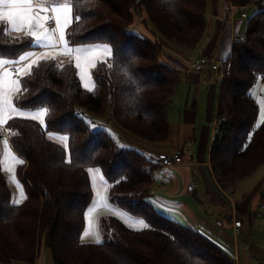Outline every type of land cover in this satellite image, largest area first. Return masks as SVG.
<instances>
[{"label":"trees","instance_id":"16d2710c","mask_svg":"<svg viewBox=\"0 0 264 264\" xmlns=\"http://www.w3.org/2000/svg\"><path fill=\"white\" fill-rule=\"evenodd\" d=\"M68 1L73 16L66 39L75 40L70 46L110 43L119 55L93 68L92 91L83 87L72 60L41 61L21 76L14 106L47 113L44 125L17 115L0 127V264H34L43 247L56 264H235L204 234L155 209L149 186L161 161L119 145L83 114L103 115L109 107L123 131L149 142L168 140L167 109L180 76L160 59L159 39L136 31V17L152 35L194 50L206 30L207 0ZM229 1L241 12L250 3L256 10L248 16L246 38L234 41L226 59L231 68L220 80L217 117L225 119L211 144L210 162L224 190L264 163V120L256 124L259 104L252 93L264 76V0ZM37 49L32 37L12 35L0 22V60L19 61ZM6 137L23 161L16 168L25 193L20 204L13 201L2 164ZM94 167L100 168L109 197L148 228L138 230L105 214L99 220L102 243L81 240L94 199L88 171Z\"/></svg>","mask_w":264,"mask_h":264},{"label":"crops","instance_id":"0c3cea01","mask_svg":"<svg viewBox=\"0 0 264 264\" xmlns=\"http://www.w3.org/2000/svg\"><path fill=\"white\" fill-rule=\"evenodd\" d=\"M59 1L36 0L37 3L48 9H51L52 4ZM225 1H227L229 13L223 10L220 0H207L210 15L207 18L204 35L194 50L179 48L158 35H152L141 21L136 23L135 28L138 33L159 39L163 45L160 59L178 73L180 81L167 109L170 121L169 139L164 142H154L151 145L132 141V145L138 150L142 149L155 162H162V164L158 163L159 165L154 170L155 179L149 186V200L155 209L204 234L226 254H230L235 264H256L258 259L255 250H261L257 244L250 242L247 238L242 241L239 236L237 237L238 234L244 232V221L239 217L237 206L231 195L217 182L210 162L211 144L215 137L212 123L217 118L221 79L209 70L197 71L190 67L191 62L201 55L212 56L217 60H226L231 54L234 41L245 35L248 15L242 17L240 11V17H236L235 11L238 9L229 0ZM47 14L48 12L42 13V15ZM8 31L12 35L24 34V32L12 30L10 26H8ZM34 44L38 47L34 53L51 51V49L37 44L35 40ZM68 60L70 59L66 56L58 58V62L62 64ZM13 64L19 66L12 62L0 65V73L5 68L8 70L9 66ZM6 138L9 144L7 149H11L15 153L8 137ZM176 150L182 152V161L173 166L164 165L163 158ZM100 173L101 171L95 173V179L92 176L94 186L92 204L95 199H99L97 194L101 197L108 191L107 182ZM191 180H195L197 186L193 192H188L186 186ZM263 182L264 176L243 197L242 203L248 206L251 216L256 213L263 201L264 192L259 190ZM19 198L21 202L25 200V196L22 199ZM160 203L166 206V211L155 206ZM101 209L100 199L89 211L87 209L83 241H95L94 233L98 229V219L104 214ZM121 218L130 227L136 229L139 228L138 222L142 220L124 214H121ZM234 219L242 221V225L238 229L233 226ZM217 220H222L221 226L217 225ZM40 256L41 253L34 264H41ZM13 264L28 263L15 262Z\"/></svg>","mask_w":264,"mask_h":264},{"label":"snow or ice","instance_id":"6c2138e0","mask_svg":"<svg viewBox=\"0 0 264 264\" xmlns=\"http://www.w3.org/2000/svg\"><path fill=\"white\" fill-rule=\"evenodd\" d=\"M48 11V8L43 7L36 0H0V21L6 22L12 30L24 32L26 36L34 38L35 42L42 47L51 49V51L42 53L25 52L23 55H20L19 61L12 62L19 65L16 68L15 79L12 78L7 68L0 73V125L5 124L14 116L24 115L19 108L14 106L12 97L16 93L21 92L20 78L21 76L30 75L34 65H38L41 61L58 60L61 56L72 57L74 55L75 67L81 70V80H84L89 75L84 71L85 68L96 67L97 64L106 63L114 54L119 55L118 52L114 53L113 46L110 43H92L80 47L70 46V43H75V40L70 41L66 39V29L72 24L73 16V5L70 2L54 4L50 9L55 14L54 17L42 15V13ZM50 19L55 20L56 27L54 29L46 26L47 21ZM76 19L79 20L80 17L77 16ZM94 39L104 40L105 38L95 37ZM7 63L8 61L0 60V65ZM107 66L110 69L113 67L111 64ZM84 86L89 91L94 90V84L91 88L87 83ZM46 113L47 108H44L38 114L31 116L30 119L38 120L41 125H44L45 121L43 117ZM61 140L66 142L67 137H61ZM5 144L7 145V141H5ZM64 146L67 148L66 143ZM15 159L16 157H13V160ZM19 163H23V161L20 160ZM7 171L11 173L12 169L9 168ZM88 171L91 173L94 170L89 169ZM15 203L20 204L21 201L16 200ZM155 206L160 210H167L163 203L156 204ZM138 224V230L149 227L144 220H140ZM81 240H83V235L81 236ZM94 242L96 244L102 243L99 235H96Z\"/></svg>","mask_w":264,"mask_h":264},{"label":"rangeland","instance_id":"374dc122","mask_svg":"<svg viewBox=\"0 0 264 264\" xmlns=\"http://www.w3.org/2000/svg\"><path fill=\"white\" fill-rule=\"evenodd\" d=\"M64 2H69V1L68 0H60L56 4H60V3H64ZM220 2L222 4L223 10L226 11L227 13H229L230 11H229V8L227 6V1L220 0ZM53 5L54 4H52V6ZM255 10H256V6L253 3L248 4L244 8V11L248 14L249 17L254 13ZM235 14H236V17H240V11L239 10H236ZM209 15H210V11H209V8H207L206 17L208 18ZM136 21H142V18L136 17ZM151 38L153 39V37H151ZM99 43H103V42H99ZM89 44H92V43L80 44V45L71 46V47L87 46ZM173 44L179 48L186 49L185 47H183L177 43H173ZM161 52H162V50H161ZM66 57H68L70 60H72L75 64L74 55L72 57H69V56H66ZM101 59H103V57H101ZM60 64H62V63H60ZM12 67H14L15 72H9V73L12 76V78L15 79L16 78V68L19 66L13 65ZM93 68H85L84 69V71H86L89 74L84 80H81V70L78 69L80 80H81V83H82L84 88H85L84 85L86 83L89 85L90 88L93 86V84L95 85L93 75H92ZM252 93L255 96V98L259 104V114H258V118L256 121V124H259L264 120V82H263L262 78H259L258 81L255 83V85L252 88ZM13 97H14V95H13ZM13 97H12V99H13ZM41 110L42 109L20 110V111H22L24 113L23 116L31 117L33 115L38 114V112ZM83 114L85 115V117L88 120L92 121V122H89L91 124L92 128H94V129H98V128L106 129L108 131V133L112 136V138L115 139L118 142V144L121 146L126 145V146H130V147H134V145H132V143H133L132 141L138 142V143H146L148 145H151L154 143V142H149L145 139L139 138L133 134H130L128 132L123 131L118 126V124L114 121L109 107L107 108L106 113L103 115H96V114L89 112V111H84ZM5 141H7V138H4L2 140V143H3L2 164L5 167V173H6V176L8 178V182H9L12 194H13V201L15 202L16 200H20L19 197H21V199H22L25 196L22 184L20 183V181L16 175V168H17V165L19 164V161L21 160V157L19 155H17L16 153H13V151L11 149H7L9 144L7 142V145H6ZM140 150L144 153V151L142 149H140ZM13 157H16V159L13 160ZM9 168L12 169L11 173H9L7 171V169H9ZM91 169L94 170L93 172H91V174L93 176V179H95V173L97 171L100 172L101 170L98 167H94ZM252 173L250 176H247V177L243 178L242 180H240L239 182H237V184L234 187L228 188L226 190L231 195L233 201L235 202L237 209H238V215L244 221V224H245V226L243 228L244 232L241 234H238L237 237L239 236L240 240L242 239V241H243V239L247 238L250 242L257 244L261 251L255 250V253H256L257 259H258L256 264H264V200L261 201L259 208L257 209L256 213H254L252 216L249 215L248 206H245L242 203L243 202L242 200H243L245 193H247L249 191V189L251 187H253L256 183H259L261 178L264 176V163H262L260 166H258V168ZM100 174H102V173H100ZM259 190L262 193L264 192V182L261 184ZM97 193H98V191L96 190V194ZM97 196H98L97 198L100 199V202L102 205L101 210L104 211L103 215L114 214V215H117L119 217H121V214L129 215L123 208H121L118 205V203L116 201L112 200L109 197L108 191H106V193L104 195H102L101 197L99 196V194H97ZM99 199L98 200L95 199L94 203L88 208V211L95 205V203L97 201H99ZM99 220L100 219H98V223H97L98 229L95 231L94 236L99 235V237L102 240V234L103 233H102L101 227L99 226ZM42 249L43 250H42L41 256H40L41 264H56L53 257H52L50 250L48 248H44V247ZM262 250H263V252H262ZM228 255L232 260H234L230 254H228Z\"/></svg>","mask_w":264,"mask_h":264},{"label":"built area","instance_id":"2783aa9c","mask_svg":"<svg viewBox=\"0 0 264 264\" xmlns=\"http://www.w3.org/2000/svg\"><path fill=\"white\" fill-rule=\"evenodd\" d=\"M47 16H53L54 17V13H52L49 9ZM241 16L246 17L247 13L245 11H243V12H241ZM46 26H48L51 29L55 28L56 27L55 20L54 19L48 20L46 23ZM240 38L245 39L246 37H245V35H242ZM13 65L9 66L8 71L15 72L14 67H12ZM190 67H191V69L197 70V71L209 70V71L213 72L215 75H217V77L222 79L230 70L231 62L229 60H217L216 58H214L212 56L201 55V56H198L196 59H194L191 62ZM263 82H264V76H263ZM224 119H225V117H221V118L217 117L213 121L212 124H213L214 129H215V134L217 132L219 124ZM181 161H182V152L180 150H176L173 153L166 155L163 158V163L166 166H173V165L180 163ZM196 186H197V182L195 180H191L188 182V184L186 186V190L188 192H193L195 190ZM216 223H217V225L221 226L222 220H217ZM241 225H242V221L240 219H234L233 226L235 228L238 229Z\"/></svg>","mask_w":264,"mask_h":264}]
</instances>
